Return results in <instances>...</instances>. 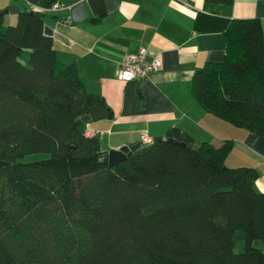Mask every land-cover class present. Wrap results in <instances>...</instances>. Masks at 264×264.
Segmentation results:
<instances>
[{"label": "trees", "instance_id": "1", "mask_svg": "<svg viewBox=\"0 0 264 264\" xmlns=\"http://www.w3.org/2000/svg\"><path fill=\"white\" fill-rule=\"evenodd\" d=\"M87 2L100 21L104 1ZM55 3L39 0L16 24L0 13V264H264L260 172L226 164L233 140L194 151L154 138L104 163L100 134L78 120L107 105L44 32ZM263 31L259 18L231 20L225 57L198 67L191 86L205 110L264 136ZM165 136L193 142L177 127ZM37 152L50 156L19 160Z\"/></svg>", "mask_w": 264, "mask_h": 264}, {"label": "crops", "instance_id": "2", "mask_svg": "<svg viewBox=\"0 0 264 264\" xmlns=\"http://www.w3.org/2000/svg\"><path fill=\"white\" fill-rule=\"evenodd\" d=\"M38 1L0 0V11L35 10ZM103 1L106 15L98 22L87 0H62L61 7L43 14V29L53 37L58 59L73 62L79 78L103 96L113 114L87 126L89 135L100 134L101 152L136 144L143 132L165 137L172 127L199 145L216 147L231 139L234 148L226 164L256 167V189L264 192V136L205 110L191 86L198 67L225 57L223 33L231 20L259 18L264 28V0ZM18 14L4 13V23L15 24ZM141 48L161 60L160 70L149 79L120 80L115 76L120 62Z\"/></svg>", "mask_w": 264, "mask_h": 264}, {"label": "water", "instance_id": "3", "mask_svg": "<svg viewBox=\"0 0 264 264\" xmlns=\"http://www.w3.org/2000/svg\"><path fill=\"white\" fill-rule=\"evenodd\" d=\"M21 13V12H27L29 10L26 9H18V8H14V7H8V9L4 10V11H0V13ZM33 11V10H31ZM103 118H113V114L110 111L109 108H104L103 106H99V105H95L92 106L88 112L86 114H84L79 120L78 123H86V124H90L92 122H96L100 119ZM162 139H166L167 141L170 142H175L182 146H186L188 149H192L194 151H199V144H196L194 142H185V141H180L177 139H174L172 137H164V136H156L155 140H162ZM142 146V142H138L136 144H132V145H126V146H122L119 149H112V150H107L102 152V157H103V161L105 164H108L110 166H117L119 165L120 162H122L123 160H125L127 158V156L133 152L136 149H140V147ZM8 162L4 161V160H0V167L7 165Z\"/></svg>", "mask_w": 264, "mask_h": 264}, {"label": "built area", "instance_id": "4", "mask_svg": "<svg viewBox=\"0 0 264 264\" xmlns=\"http://www.w3.org/2000/svg\"><path fill=\"white\" fill-rule=\"evenodd\" d=\"M59 7H61V4L55 3L49 9L54 10ZM43 10L47 11L48 9ZM160 61L158 57H150L147 50L141 48L138 52L129 54L120 62L115 76L126 82L149 79L160 70L162 66V62ZM140 138L142 145L150 144L154 140L147 132H143Z\"/></svg>", "mask_w": 264, "mask_h": 264}, {"label": "rangeland", "instance_id": "5", "mask_svg": "<svg viewBox=\"0 0 264 264\" xmlns=\"http://www.w3.org/2000/svg\"><path fill=\"white\" fill-rule=\"evenodd\" d=\"M29 52H30V50H24L23 53H21L20 59L26 64H29V61H30ZM49 156L50 155L47 152L29 153V154L21 157L19 160H21V161H34V160H38V159L39 160L45 159V158H48ZM263 245H264V243L261 240L255 241V246L257 248L263 249L264 248ZM244 247H245V244L243 241H238L236 246H235L237 251H243Z\"/></svg>", "mask_w": 264, "mask_h": 264}]
</instances>
